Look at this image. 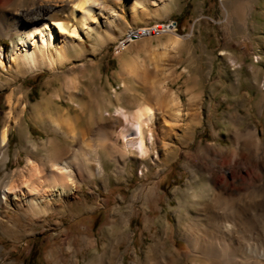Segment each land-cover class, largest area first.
<instances>
[{
    "label": "rangeland",
    "instance_id": "rangeland-1",
    "mask_svg": "<svg viewBox=\"0 0 264 264\" xmlns=\"http://www.w3.org/2000/svg\"><path fill=\"white\" fill-rule=\"evenodd\" d=\"M102 1L115 13V19L111 24L99 19L97 37L92 34L82 46H75L72 56L56 68L0 69V131L4 126L8 129V160L0 164V178L15 173L13 179L22 180L28 160L36 168L45 166L48 173L45 148L51 139L71 148L69 161L91 166L97 157L102 169L99 179L80 180L74 174L76 197L92 206L87 211L77 212L78 201L73 200L65 204L55 200L47 215L37 217L16 212L13 207L0 208V217L8 226L0 227V264H75L73 260L86 264L96 253H109L116 244L108 232L109 218L126 207L141 186L143 191L155 187L156 196L145 210L156 225L145 230L143 199L135 200L127 230L129 240L118 247L123 262L146 263L145 254L162 236L164 221L170 232L163 250L168 251L173 242L179 252L187 251L177 235L176 218L188 212L194 216L197 207L192 205L195 199L191 195L208 186L201 170L208 163L202 159L196 165L189 156L213 144L226 153L216 155L215 161H224L227 177L238 164L232 155L237 148L261 166L262 175L256 178L254 188H230L219 204L210 198L198 201L211 204L210 215L233 221L241 240L264 247V0ZM21 3L23 7L43 4L58 8L66 0ZM68 9L57 12L59 20L68 21ZM169 22L176 23L175 31L133 39L120 47L129 31ZM9 47L10 40L0 36V59ZM158 83L178 98L184 112L189 109L187 123L193 136L166 164L157 163L152 151L145 159L132 155L125 163V172H117L106 147L100 114L107 109V102L111 115L115 107L133 112L146 94H151L149 104L156 109L152 90ZM168 100L166 96L164 101ZM54 121H58L57 127ZM156 126H151L153 147L159 148L166 137ZM113 131H118V124L113 125ZM174 132L179 134L177 129ZM252 134L257 150L249 145ZM250 166L249 161H241L238 174L245 175ZM216 171L220 182L223 174ZM4 211L7 218H3ZM120 212L128 213L129 209ZM84 236L94 245L85 246ZM69 244L73 251L68 250Z\"/></svg>",
    "mask_w": 264,
    "mask_h": 264
},
{
    "label": "bare ground",
    "instance_id": "bare-ground-1",
    "mask_svg": "<svg viewBox=\"0 0 264 264\" xmlns=\"http://www.w3.org/2000/svg\"><path fill=\"white\" fill-rule=\"evenodd\" d=\"M22 1L0 0V36L10 40L8 51L0 59L1 70L13 66L19 71L23 70L22 68L33 70L44 65L49 69H54L72 56L71 50L75 46H82L85 40H88L92 34L97 33L99 19L102 18L103 22L110 24L115 19V13L104 7L102 0H66V4L58 8L43 4L23 7L21 6ZM132 1L135 3L148 1L150 4H154V0ZM67 6L69 8L66 17L68 21H61L57 17V12ZM157 28H149V32L143 29L139 31V36L124 38L120 42V47H125L133 39L145 38V36L150 35L157 36L166 31H175L174 27L168 28L166 31L161 29V26ZM130 32L126 35H129ZM1 52L2 49H0ZM6 65L8 66L6 67ZM135 75L140 77L137 73ZM154 86L152 95L157 105L156 109L149 104L151 94H146L140 97V105L133 112L115 107L114 114L111 115L108 111L110 105L107 102V109L100 114V126L105 131L106 147L111 150L110 154H112L113 160L117 164V172L122 174L126 170V161L132 159V155H136L137 159H145L148 158L149 152L154 151L157 163L166 164L177 155L178 149L188 143L193 136L192 126L187 123L190 120V117L187 116L189 109L187 113L184 112L181 102L172 92L168 93L159 83ZM166 96L169 98L167 102L164 101ZM53 123L55 124L54 127H57L58 121ZM114 124H118V131L116 132L113 131ZM153 124H156L161 135L166 137L164 139L166 141H160L161 146L159 148L153 147L154 135L151 130ZM175 129L179 131V134L174 132ZM7 132L6 126L0 131V164L3 165L8 160L6 153ZM70 139L74 142L76 138ZM57 140H49L48 146L45 148L50 166L47 165L50 169L48 173H45V166L39 167L37 165L38 168H36L28 160V170L25 178H21L22 180H14L12 176L15 173L10 175L5 173L4 178H0L1 209L8 210L13 207L16 212H23L33 217L45 216L55 200H62L64 204L71 200L78 201L77 212L92 208L85 201L76 197L78 185L74 181V174L80 180L82 178L99 179L102 177L100 162L97 157L96 159L93 158L94 165L91 166L89 164L85 166L82 164L77 165L75 161H69V158L72 157L71 148L63 146V143L61 142V144ZM249 145L256 150L258 149L254 134H252ZM243 151L241 148H237L236 151L233 150L232 155L238 160V164L232 168L234 173L232 172L233 175L230 177H227L229 171L224 167V165L226 166L224 161H215L216 155L223 156L226 154L217 145H206L201 148L200 152L196 151L189 156V159L196 165L202 159L208 163V167L202 165L203 168H201L207 176L208 186L205 187V191L194 192L191 195L195 199L192 205L197 207L195 208L196 214L190 216L188 212L176 218L177 235L185 242L188 250L179 252L173 242L169 243L168 251L163 250L167 247L168 233L170 232L167 221H164L165 226L162 230V236L154 241V246H151L145 254L146 263L137 260L132 264H195L197 261L199 264H264V247L256 248L246 240H241L237 235L236 224L233 221L229 219L222 220L219 217L210 215L211 204L208 201H198L199 199L210 198V201L216 205L225 199L232 187L247 186L254 188L258 183L256 178L262 173V168ZM241 161L251 163V166L246 168L245 175H239L237 171L238 168H241ZM34 164L36 163L34 162ZM143 169L144 172L148 171L146 165H143ZM215 170L223 174L220 182H217ZM141 175H143L142 172ZM8 178L10 179L6 180ZM207 191L211 192L210 196ZM155 196L154 186L148 187L145 191L141 186L134 192L126 207L122 206L119 211L118 209L114 211L107 224L108 232L111 233V238L115 239L116 244L112 247V251L109 253H96L91 261L86 264H125L118 253V247L119 243L129 240L127 230L133 211V203L138 198L143 199L144 228L150 230L156 225V222L148 216L145 208H149V202ZM67 206H71V204ZM120 209H129V212L123 213L120 212ZM3 214H6L5 211ZM3 218H7L6 215ZM2 220L0 217V227L7 228L8 226ZM13 230L12 228L11 231ZM82 240L85 246L94 245V241L86 236L82 237ZM68 250L73 251L70 244ZM52 257L50 255V258ZM57 262L53 264H57ZM73 262L78 263L77 260H73Z\"/></svg>",
    "mask_w": 264,
    "mask_h": 264
},
{
    "label": "built area",
    "instance_id": "built-area-1",
    "mask_svg": "<svg viewBox=\"0 0 264 264\" xmlns=\"http://www.w3.org/2000/svg\"><path fill=\"white\" fill-rule=\"evenodd\" d=\"M158 26H161V29L165 30L168 29V28H172L174 27L175 30H176V23L174 22H169V23H166V24H155L153 26H151V28H157ZM158 29V28H157ZM149 32V29H145ZM134 36H139V30H132L129 35H124V38H131V37H134Z\"/></svg>",
    "mask_w": 264,
    "mask_h": 264
},
{
    "label": "trees",
    "instance_id": "trees-1",
    "mask_svg": "<svg viewBox=\"0 0 264 264\" xmlns=\"http://www.w3.org/2000/svg\"><path fill=\"white\" fill-rule=\"evenodd\" d=\"M98 215H99V214H98ZM98 217H99V216H97V218H98ZM97 218H96V219H97Z\"/></svg>",
    "mask_w": 264,
    "mask_h": 264
},
{
    "label": "crops",
    "instance_id": "crops-1",
    "mask_svg": "<svg viewBox=\"0 0 264 264\" xmlns=\"http://www.w3.org/2000/svg\"><path fill=\"white\" fill-rule=\"evenodd\" d=\"M257 34H260V33H257Z\"/></svg>",
    "mask_w": 264,
    "mask_h": 264
}]
</instances>
